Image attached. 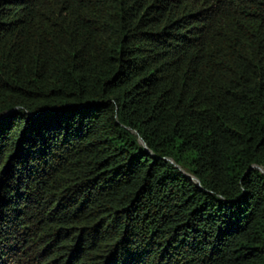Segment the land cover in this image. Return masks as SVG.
<instances>
[{"label":"trees","instance_id":"trees-1","mask_svg":"<svg viewBox=\"0 0 264 264\" xmlns=\"http://www.w3.org/2000/svg\"><path fill=\"white\" fill-rule=\"evenodd\" d=\"M0 264H264V0H0Z\"/></svg>","mask_w":264,"mask_h":264},{"label":"water","instance_id":"water-1","mask_svg":"<svg viewBox=\"0 0 264 264\" xmlns=\"http://www.w3.org/2000/svg\"><path fill=\"white\" fill-rule=\"evenodd\" d=\"M192 179H194V180H195V178H192Z\"/></svg>","mask_w":264,"mask_h":264}]
</instances>
